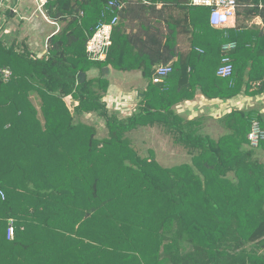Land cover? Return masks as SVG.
<instances>
[{"label": "trees", "instance_id": "obj_1", "mask_svg": "<svg viewBox=\"0 0 264 264\" xmlns=\"http://www.w3.org/2000/svg\"><path fill=\"white\" fill-rule=\"evenodd\" d=\"M144 1L157 2L48 0L44 14L59 28L41 54L16 36L0 39V264H264V140L251 146L247 139L253 119L264 128V106L220 117L217 138L202 131L204 117L185 120L174 110L189 87L209 99L231 98L243 87L253 96L264 92V33L256 47L248 43V67L239 62L238 37L209 24V8L162 0L186 9L200 48L172 61L171 22L165 42L143 22L142 36L123 34L128 6L144 8ZM240 2L253 4L249 14L264 24V0ZM114 15L105 59L90 60L87 40ZM231 39L236 47L220 51ZM224 56L233 66L228 77L216 75ZM161 64L171 71L161 87L148 86L137 111L122 114L102 100L109 65L140 67L152 81ZM93 68L100 74L88 77ZM66 96L77 102L73 109ZM87 113L102 120V137L94 124L76 119ZM155 122L174 132L189 163L163 167L133 148L127 133Z\"/></svg>", "mask_w": 264, "mask_h": 264}, {"label": "crops", "instance_id": "obj_2", "mask_svg": "<svg viewBox=\"0 0 264 264\" xmlns=\"http://www.w3.org/2000/svg\"><path fill=\"white\" fill-rule=\"evenodd\" d=\"M32 1L37 6V1ZM18 2L19 0H0V23L2 28L0 30V39L3 41L8 42L13 37V33H11V31L9 30V26H11V24L14 21L18 20L17 22H19L20 19H25L24 16L19 12V7L21 5H19ZM125 3L124 6H126ZM144 5L146 8H142L138 4H131L130 6H128L129 9L126 11L125 16L121 19V25L124 35L129 34L130 36H132L136 34V36H142L144 30L143 24L141 23L143 22L145 23V25L150 26V30L155 32L159 36V32L157 33L156 30V28H158L160 34L162 33L163 41L165 42L166 35L169 33L167 23L171 22L174 26V31L176 32V35L173 36L171 42L175 44V49L177 51V56L172 61H175L179 57V55H182L186 58L190 55L194 56V50L200 51L199 47L194 46L195 39L193 35V26L190 23V16L189 13L186 12V9L181 8L182 6L179 5L165 3L162 0H157V2L144 1ZM180 5L189 6V4L187 3ZM252 6L253 4L241 3L239 0L235 18L224 27H221L230 29V35L238 37L240 43L238 44V47L240 45L239 49L241 50L239 62L246 61V64L248 63V67L250 66L251 62H247L249 58L247 51L249 48L253 47V44H255V47L259 44L260 40L257 37V33H264V24L261 17L254 13L249 14L250 8H252ZM7 9H10L13 12V16H7ZM38 23L36 24L35 21L33 22V25H35V27L33 28L36 31H40L36 27ZM21 24L23 25L24 22H21ZM46 38L47 37L44 36L40 37L39 39L41 40H39V43L35 41L37 43L32 44L31 42H29V39H19L16 34L17 42H20L22 40L26 41L32 48V51L36 52L37 54H41L43 52V43ZM231 41L235 42V40L232 39ZM248 43L253 44L248 45ZM138 62L139 60L136 59L134 62L131 61L127 64H133L136 66ZM135 66L127 70H122L116 69L109 65L107 67V73H105L106 68H103L102 71H105V77L108 80V89L106 91V94L104 95V98L105 100H109L111 104H113V106H125L124 109L128 108V110L131 111L132 107L136 108L139 102L142 100L143 92L148 88L149 85H151V88L161 87V85H163L162 82L161 84L157 85L153 83L149 78H144L142 69ZM151 69L150 71L153 72V68ZM94 70L98 75L100 74V68H93L89 70L88 74H90V72ZM246 70H248V68ZM246 74L247 73H245V75ZM254 86L255 85L252 83V88H254ZM106 97H109V99H107ZM68 99L69 101L71 100V102H74V105L77 104V102L73 101L70 96H66L64 98L66 104ZM257 106H264V92L258 93L257 95L253 96L247 94L245 92V87H243L239 93L231 98L209 99L201 93L200 87L197 86L195 88L189 87L187 89L184 98L175 104L174 110L185 120H193L198 117H204L202 131L206 130V125H208V127L210 125H214L215 129L212 131L216 133L213 134L209 131H206V133L214 138H217L224 131L221 125L217 122L220 117L234 109H248ZM207 120L208 122L205 124V121ZM261 156L262 160L264 161V153Z\"/></svg>", "mask_w": 264, "mask_h": 264}, {"label": "rangeland", "instance_id": "obj_3", "mask_svg": "<svg viewBox=\"0 0 264 264\" xmlns=\"http://www.w3.org/2000/svg\"><path fill=\"white\" fill-rule=\"evenodd\" d=\"M18 4L21 5L19 7V12L24 16L25 19H20L21 21L19 20V22H17L18 20L14 21L11 26H9V30L11 31V33H13V37L16 36L15 34L17 33V37H19V39L27 38L32 44H36L37 42L39 43V40H41L39 39L40 37H48L51 32L59 28V25L56 22L52 21L44 14V11H35V8H37V6L32 0H19ZM34 21L36 24L39 22L36 27L40 31H36L33 28L35 27V25H33ZM21 22H24V24L22 25ZM94 75H98L95 70L90 72V74H88V77H92ZM106 98L109 99V97ZM102 100L107 102L106 104H108L109 109H113L122 114H132L131 112L135 109L137 111L138 108L132 107V110L130 111L128 110V108L124 109L125 106H113V104H111L109 100H105L104 97L102 98ZM67 105L70 109H73L74 102H71V100L69 101L68 99ZM76 119H80L85 123L94 124L98 128L99 137H102V135L104 134L103 124L101 122L102 120L99 119L96 114L87 113L82 116L76 117ZM208 120L205 121V124L208 122ZM205 129V131L203 130L204 133H206V131H209L213 134L216 133L212 131L215 129L214 125H210L209 127L208 125H206ZM173 133L174 132L167 130L164 123L155 122L152 125H139L137 128L129 131L127 133V136L129 137L131 145L141 157L154 156V159L163 167H170L172 165L180 164L183 162L189 163L191 161V154L188 153V150L185 149L182 145L174 141L176 137L174 138Z\"/></svg>", "mask_w": 264, "mask_h": 264}, {"label": "built area", "instance_id": "obj_4", "mask_svg": "<svg viewBox=\"0 0 264 264\" xmlns=\"http://www.w3.org/2000/svg\"><path fill=\"white\" fill-rule=\"evenodd\" d=\"M37 1L36 11H43V6L48 0H35ZM110 5H114L118 9L124 6L123 2H109ZM189 5L205 6L209 8V24L215 28H221L227 25L235 18L236 10L239 5V0H190ZM259 7L264 6L263 3L258 4ZM14 10V9H13ZM15 11V10H14ZM118 16L114 15L110 21L100 23L93 34L86 42V53L90 60L97 61L103 60L106 57L108 49L112 43L111 35L114 25L117 23ZM236 47L235 42L223 43L221 50L226 53ZM233 70L232 63L229 57H222L221 64L216 69V75L221 77H228ZM171 71L169 65H159L153 72L152 82L161 83L164 78ZM2 73L5 78L10 75L9 69H3ZM247 139L251 146H257L260 141L264 140V128L261 126L258 120L253 119L251 122L250 130L247 134ZM7 237H13V225L9 220Z\"/></svg>", "mask_w": 264, "mask_h": 264}, {"label": "water", "instance_id": "obj_5", "mask_svg": "<svg viewBox=\"0 0 264 264\" xmlns=\"http://www.w3.org/2000/svg\"><path fill=\"white\" fill-rule=\"evenodd\" d=\"M78 76H79L80 81H84L85 77H86V74L80 72Z\"/></svg>", "mask_w": 264, "mask_h": 264}]
</instances>
